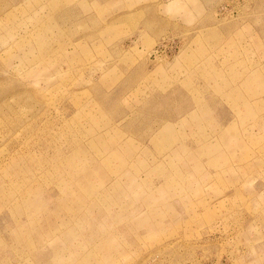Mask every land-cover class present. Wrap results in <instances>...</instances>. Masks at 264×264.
<instances>
[{
	"label": "rangeland",
	"instance_id": "374dc122",
	"mask_svg": "<svg viewBox=\"0 0 264 264\" xmlns=\"http://www.w3.org/2000/svg\"><path fill=\"white\" fill-rule=\"evenodd\" d=\"M0 264H264V0H0Z\"/></svg>",
	"mask_w": 264,
	"mask_h": 264
}]
</instances>
